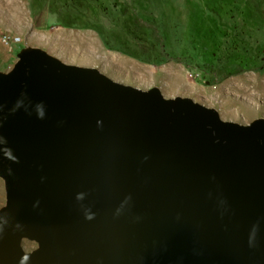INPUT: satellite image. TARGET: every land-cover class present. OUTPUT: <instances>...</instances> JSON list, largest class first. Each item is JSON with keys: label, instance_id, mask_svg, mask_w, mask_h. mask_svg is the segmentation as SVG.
Instances as JSON below:
<instances>
[{"label": "water", "instance_id": "obj_1", "mask_svg": "<svg viewBox=\"0 0 264 264\" xmlns=\"http://www.w3.org/2000/svg\"><path fill=\"white\" fill-rule=\"evenodd\" d=\"M0 179V264H264L263 118L24 47L0 71Z\"/></svg>", "mask_w": 264, "mask_h": 264}, {"label": "rangeland", "instance_id": "obj_2", "mask_svg": "<svg viewBox=\"0 0 264 264\" xmlns=\"http://www.w3.org/2000/svg\"><path fill=\"white\" fill-rule=\"evenodd\" d=\"M227 1L218 14V0H0V71L22 48L37 47L246 125L264 119V0ZM3 36L19 41L5 45Z\"/></svg>", "mask_w": 264, "mask_h": 264}, {"label": "built area", "instance_id": "obj_3", "mask_svg": "<svg viewBox=\"0 0 264 264\" xmlns=\"http://www.w3.org/2000/svg\"><path fill=\"white\" fill-rule=\"evenodd\" d=\"M2 41L5 45H7L9 43H18L19 39L18 38H11L8 36H3Z\"/></svg>", "mask_w": 264, "mask_h": 264}, {"label": "trees", "instance_id": "obj_4", "mask_svg": "<svg viewBox=\"0 0 264 264\" xmlns=\"http://www.w3.org/2000/svg\"><path fill=\"white\" fill-rule=\"evenodd\" d=\"M228 1L227 0H218V5H217V9L216 10H213V12L214 13H222V6L224 5V4H226Z\"/></svg>", "mask_w": 264, "mask_h": 264}, {"label": "clouds", "instance_id": "obj_5", "mask_svg": "<svg viewBox=\"0 0 264 264\" xmlns=\"http://www.w3.org/2000/svg\"><path fill=\"white\" fill-rule=\"evenodd\" d=\"M41 117H42V112H41ZM77 199H78V200H82V199H83V194H79V195L77 196ZM86 218H87V219H92L93 217H92L91 215H88Z\"/></svg>", "mask_w": 264, "mask_h": 264}, {"label": "bare ground", "instance_id": "obj_6", "mask_svg": "<svg viewBox=\"0 0 264 264\" xmlns=\"http://www.w3.org/2000/svg\"><path fill=\"white\" fill-rule=\"evenodd\" d=\"M84 43H86V44L89 46V47H87V48L95 47V43H94V42L85 41Z\"/></svg>", "mask_w": 264, "mask_h": 264}]
</instances>
